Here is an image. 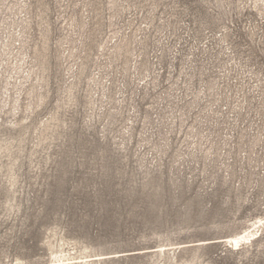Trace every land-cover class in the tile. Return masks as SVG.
I'll return each instance as SVG.
<instances>
[{"label": "rangeland", "instance_id": "rangeland-1", "mask_svg": "<svg viewBox=\"0 0 264 264\" xmlns=\"http://www.w3.org/2000/svg\"><path fill=\"white\" fill-rule=\"evenodd\" d=\"M0 264H264V0H0Z\"/></svg>", "mask_w": 264, "mask_h": 264}, {"label": "bare ground", "instance_id": "bare-ground-1", "mask_svg": "<svg viewBox=\"0 0 264 264\" xmlns=\"http://www.w3.org/2000/svg\"><path fill=\"white\" fill-rule=\"evenodd\" d=\"M252 238V237H251ZM234 242H236L235 240H234ZM237 243V242H236Z\"/></svg>", "mask_w": 264, "mask_h": 264}]
</instances>
